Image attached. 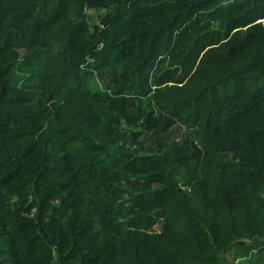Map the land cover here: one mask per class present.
<instances>
[{"label": "trees", "instance_id": "1", "mask_svg": "<svg viewBox=\"0 0 264 264\" xmlns=\"http://www.w3.org/2000/svg\"><path fill=\"white\" fill-rule=\"evenodd\" d=\"M262 20L0 0V264H264Z\"/></svg>", "mask_w": 264, "mask_h": 264}, {"label": "rangeland", "instance_id": "2", "mask_svg": "<svg viewBox=\"0 0 264 264\" xmlns=\"http://www.w3.org/2000/svg\"><path fill=\"white\" fill-rule=\"evenodd\" d=\"M90 16H92L94 20H96V18H97V15H90ZM257 23L264 24V20H262V21H257Z\"/></svg>", "mask_w": 264, "mask_h": 264}, {"label": "water", "instance_id": "3", "mask_svg": "<svg viewBox=\"0 0 264 264\" xmlns=\"http://www.w3.org/2000/svg\"><path fill=\"white\" fill-rule=\"evenodd\" d=\"M242 246H244V243H241Z\"/></svg>", "mask_w": 264, "mask_h": 264}, {"label": "built area", "instance_id": "4", "mask_svg": "<svg viewBox=\"0 0 264 264\" xmlns=\"http://www.w3.org/2000/svg\"><path fill=\"white\" fill-rule=\"evenodd\" d=\"M237 262V261H236Z\"/></svg>", "mask_w": 264, "mask_h": 264}]
</instances>
